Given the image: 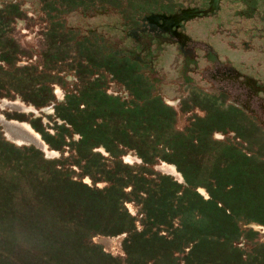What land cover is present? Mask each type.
I'll return each mask as SVG.
<instances>
[{
  "label": "rangeland",
  "instance_id": "1",
  "mask_svg": "<svg viewBox=\"0 0 264 264\" xmlns=\"http://www.w3.org/2000/svg\"><path fill=\"white\" fill-rule=\"evenodd\" d=\"M159 1L0 0V7L3 6L0 9V48L4 54L7 53V56L13 59V61H9L7 58V61L0 50L1 55H3H0V59L5 60L4 65L7 68L3 69L0 64V96L5 98L16 96L21 98V100H28V97H30L41 102L44 99L43 96H47L44 80L47 79L48 69L51 70L50 75H52L53 71L56 73L55 71L57 70L64 71L65 73L69 69H72V67L76 69L77 63L87 61V63H83V65L88 66L86 67L87 71H90V69L96 71L103 70L104 68L97 65L101 61L107 63L108 58L107 61L105 58L102 59L97 51L105 49V46L101 48L99 46L95 47L91 43V39L95 42L103 43L108 47L111 46L109 49L114 54L121 53L119 45L115 43V41L120 39V34L118 31L110 30V28L106 27L107 23L113 25L112 27L117 25V23L119 24L120 14L114 12L127 11L128 13H134L133 8H137L139 12L144 11L149 13L155 11V7ZM176 1L183 5L203 3L201 0ZM245 2L244 0H220L214 13L186 20L184 24L185 34L190 39L192 38L209 45L207 50H201L199 47H196V54L194 50L190 49L191 45L189 46L190 51L188 53L190 55L194 54L197 63L196 65L194 63H189L188 66L185 65L188 71L196 69V71L186 74L187 79L191 80L190 83H184L186 79H183V72L180 69L182 68L181 54L177 52L174 45H163L161 47L160 58H158V65L155 64L157 74L160 76V78H157L154 74L155 78L158 79V84H154L153 87L147 83L149 82L148 79L136 77L130 85L135 90L141 89L143 92L140 95L144 94L143 89L153 88V91L157 90L162 101L176 107V109H189L194 104L200 108H210L211 113L215 114V116L202 119L206 125L208 123H212V125L216 123L220 129L232 127L240 130V133L244 134V136L246 135L245 138L248 139L244 147L251 150L258 149L264 155L263 137L258 132L257 138L252 139V134H256V130H258L253 125V122L245 115L242 116L238 111L234 110L235 108L228 107L225 95L217 92V89L225 85V82L211 77L212 73L217 69L212 65L214 59L212 60L208 56V54L216 53L219 57L218 59L223 63H225V60L229 61L230 64L239 70L259 76L261 81H264V0H255L252 12L249 11L250 8ZM105 7L113 8V13L110 12L106 16L94 12L95 8L102 11ZM92 28H97L95 30L97 35L91 34L93 32ZM148 36L152 35L146 33L143 37L147 39ZM84 38L88 40V46L83 40H79ZM120 42L122 44V41ZM184 49L186 47H183ZM44 52L47 53L48 57L43 55ZM34 54L40 55L37 56V60L33 61L35 66L29 67L28 59L31 57H28V55L32 56ZM18 56L24 57L18 59ZM42 59H44V69L46 72H42L40 68ZM59 60L61 64L58 65L57 62ZM122 65V62H118L113 67L107 65L114 71L112 72V80L116 77L121 80L127 76L123 73L124 68H121ZM143 69L144 72L142 71ZM220 69H223V67H220ZM137 71L138 73L142 71L143 74L151 77L150 79L154 82L152 74L147 72L146 67L143 68V66L138 65L136 73ZM106 75L107 80H109L110 76L108 73ZM55 81L57 82H54L56 85L53 84V95H57L58 99H61L63 96L61 85L70 87L74 82L70 76L65 77L67 84H64V81L62 83L60 78L55 79ZM37 82H40L39 86ZM122 83L125 86L127 84L125 82ZM15 85H17L18 90L16 89V93H12L10 90H14ZM107 87L114 92H120L122 95L125 94V87L122 84L110 82ZM206 91L211 92L205 94L207 93ZM242 91L247 92L244 87ZM212 92L216 94H211ZM232 95L230 94V96ZM259 97L261 96L259 95ZM261 98L264 101V98ZM260 101L258 99V105ZM1 103L2 101H0V116L4 113L8 118L3 117L7 120H11L12 122L17 120V122H21L22 124L25 122L28 124V109L19 111L12 107L3 106ZM64 105L70 108L69 110L72 109L70 104L64 102ZM146 106L152 108L153 104L149 103ZM83 107L81 105L79 108L82 109ZM2 109L5 110L3 111ZM48 112L50 113L51 111L48 110ZM257 117H259L257 119L259 123L264 126V115L258 113ZM183 119L184 116L180 115L179 125L183 124ZM198 120H201V118L199 117ZM41 121L45 122L44 119ZM33 122L39 127L37 119H34ZM136 124L139 127V123ZM46 127H48V131L45 129L48 134L47 137L52 140L51 135L56 130L55 125L54 123H50ZM211 127H208L207 130ZM66 129L64 127V131ZM213 136L218 139L222 137L218 132H215ZM8 141L6 136L0 133V264H77L85 258V253L91 252L96 254L84 248L85 245L93 244H98L103 252L111 253L113 258L110 260L107 257H103V259L99 257L93 259H91L92 257H86L87 261L91 259V264H136L137 259L135 254L127 259L125 251L128 250L129 244L124 243V240L127 238L132 240L134 234L127 236L124 231L114 232L108 230L107 226L104 227V232L103 227L97 228L96 224V231L98 233L80 236L76 234L74 227L71 226L73 224L71 219H77V209H79L78 186L80 188L85 187L82 184H73L75 176L79 178V174L74 171L76 168H70L68 164L71 163L73 167L75 161H80L82 168L88 166L97 183L93 186L88 176L84 177L83 181L87 182L93 189L103 187L106 183L104 179L107 180L111 177V174L121 170L119 164L113 165L114 168L111 170H105L101 166H94L100 159L97 156L84 158L78 156V152L75 154L70 153L61 162L64 171L60 172L63 174L59 175L58 179H52V177H55L52 176L55 172L53 166L57 164L54 157L45 159L40 156L34 147L28 146V143H25V146L21 147L15 146ZM174 142L172 155L176 157L180 155L182 143L178 140H174ZM62 143L69 144L65 139ZM132 145L128 150L130 149L135 153L137 150L134 148L135 145ZM69 146L72 150H74L73 147H76V151H78V145L72 141ZM115 148H117L116 145ZM165 149L166 151L169 150V153L172 151L170 147H166ZM47 150L49 149L47 148ZM95 150L105 154L107 157L109 156L108 151L101 145L95 146L93 151ZM47 152L49 153L50 151ZM121 159L127 163H137L135 162L137 159L131 152L126 156L123 155ZM159 165L164 166L161 169ZM91 166L92 169L90 168ZM168 166V163H160L158 161L152 169L161 175H169L174 180L176 179L175 181L181 182V178L174 167L173 171L164 170ZM205 170L209 172L210 167H206ZM65 172L69 173V175ZM121 181V178H117L116 180L118 183H121ZM164 183L167 182L164 181ZM126 188H129V186L127 185ZM198 191L201 194H205L204 189H200V187ZM139 193L141 191L129 198L123 195V201H125L128 213L141 219V215H144L142 207L146 199L139 195ZM118 194L122 202V193L118 192ZM97 197L100 198L99 200L102 203L104 202L103 205L105 206L110 201L107 195L100 194ZM185 202L190 204L191 207L197 205L194 196H189L185 199ZM163 207L172 215L171 211L177 212L181 208V204H177L175 208H171L167 202ZM51 214L59 215L61 219H57L54 215L51 216ZM187 217L188 224L194 223L191 228L196 231L195 222L190 220L188 214ZM171 218L174 223L176 222L179 225L178 212L176 218L174 216H171ZM136 226L140 228L139 222L136 223ZM253 229L258 230L260 233L264 232V226L256 225L253 226ZM156 232L165 233L164 230L159 228H156ZM189 240L185 243L182 242L184 244L176 248V251H173V264H186V256L183 254L182 248L184 247L185 250ZM210 251L214 254L213 249ZM137 264L172 263L159 254L151 252L142 254Z\"/></svg>",
  "mask_w": 264,
  "mask_h": 264
},
{
  "label": "trees",
  "instance_id": "2",
  "mask_svg": "<svg viewBox=\"0 0 264 264\" xmlns=\"http://www.w3.org/2000/svg\"><path fill=\"white\" fill-rule=\"evenodd\" d=\"M84 43L87 45L88 41ZM112 55L114 56L113 52ZM118 62L120 61L115 57H110L108 64L102 63L113 67ZM135 66V62L129 63L127 69L131 72ZM2 67L6 68L4 64ZM136 77L142 78L137 73L131 74L129 78L133 80ZM147 79L149 80L147 83L154 86V82ZM39 84L40 82H37L38 86ZM15 86L14 90L17 89V85ZM45 87L48 91V86ZM82 89L74 92L72 88H67L64 102L70 104L73 110H69L70 108L63 102L57 109L56 116L69 125H55L57 131L55 136L51 135L52 140L47 137L40 118H35L39 122V127L33 122L34 119L30 121L32 127L41 134L50 147L60 149L62 152L65 150L62 146L66 145L71 154L78 152V156L84 158L97 156L100 159L94 166H101L105 170L113 169V165L116 164L121 167L117 172L112 171L115 173L107 180L104 179L106 183L103 187L93 189L83 181V178L88 176L93 186L97 183L89 167L82 168L80 161H75L73 167L71 163L68 164L70 168H76L74 171L79 174V178L75 176L73 184H82L85 187L75 185L78 186L79 209L77 219H71L73 222L71 226L74 227L76 234L81 236L98 233L96 224L97 228L103 227V231L107 226L108 230L114 232L121 230L127 236L134 234L132 240L127 238L124 243L129 244L128 250L125 251L127 259L135 254L136 264L142 254L151 252L159 254L173 264V251L189 239L185 250L182 248L186 264H264V234L250 226L264 225V155L244 147L243 140L242 142L229 136L222 139L213 137L214 131L217 130L224 134L232 130L235 136H238L240 135L238 129L232 127L220 129L216 123L206 125L202 119L215 116L210 108H205V116L200 117L201 120L193 114L186 125L178 128L175 110L162 103L159 94L153 91V88L143 89V95H140L143 92L141 89H136L134 98L128 96L132 98L128 108L124 107L120 94L108 95L102 88ZM47 93L41 102L30 97L24 100L39 106L52 98V94ZM79 102L84 105L82 109L78 106ZM149 103L153 104L152 108L146 106ZM136 123H139V127ZM210 126L212 127L207 130ZM64 127L67 128L66 131ZM0 133L3 135L1 126ZM73 134H78L79 138L73 140ZM64 138L69 139V144L72 141L78 145V151L76 147L72 150L69 144L62 143ZM174 140L182 143L180 155L176 157L172 155ZM132 144L146 165L130 166L122 163L120 156L131 148ZM98 145L109 152L108 157L93 151ZM166 147L171 148V153L169 150L166 151ZM35 149L44 157L37 148ZM65 158L62 155L54 157L57 164L53 166L55 172L52 176L55 177L52 179H58V176L63 174L60 172L64 171L61 162ZM157 159L173 163L181 173L184 184L147 166ZM206 167H210L209 172H206ZM90 168L92 169V166ZM75 172L73 173L76 175ZM117 178H121V183L116 182ZM127 185L131 190L126 191ZM198 187L205 189L207 198L199 193ZM139 191H141L139 195L146 199L141 219L128 213L123 201V195L129 198ZM118 192L122 193V202ZM100 194L109 196L107 206L97 197ZM189 196L195 197L196 206L191 207L185 202ZM167 202L171 208L181 204L177 211L179 225L171 218V216L176 218L177 212L171 211L170 215L163 207ZM187 214L190 220L195 222L196 231L191 228L194 223L188 224ZM53 215L61 219L59 215L51 214ZM137 222L140 228L136 226ZM156 228L164 230L165 233L156 232ZM84 248L96 254L85 253V258L77 264H91V259L95 257L100 259L107 257L110 260L113 258L110 253L106 251L104 253L98 244L85 245ZM211 249L214 250V254ZM86 257L92 258L87 261Z\"/></svg>",
  "mask_w": 264,
  "mask_h": 264
},
{
  "label": "flooded vegetation",
  "instance_id": "3",
  "mask_svg": "<svg viewBox=\"0 0 264 264\" xmlns=\"http://www.w3.org/2000/svg\"><path fill=\"white\" fill-rule=\"evenodd\" d=\"M201 1L203 3L183 5L181 3H177L176 0H164V1L160 0L158 2V5L155 7L156 8L155 11H152L149 13H146L144 11L139 12V11H137V8H133L134 13H132V12L128 13L127 11L114 12L116 14H120L119 24L117 23V25H114V27H112L113 25L107 23L106 27L110 28V30H116L120 34V36H121L120 39L115 41V43L119 45L121 53L118 52V54H114V56H113L112 51H110V49H109V47H111V46L108 47V46L104 45L103 43L95 42L92 39H91V43L95 47L99 46L101 48L102 46H105V49L97 51V52H99L98 54L101 56L102 59L105 58L107 61V58L109 59L110 57H112V58L115 57L116 60L123 63V66H124L123 73H125L127 75L124 79L120 80L116 77V78H113V80H112L111 79L113 76L112 72H114V71L111 68H109L107 66V64H103L102 61L100 62L101 65L95 64L97 66L104 68L103 70H100V71H96L94 69H90V71H87L86 67H88V66L83 65V63L85 64V63H87V61H81V62L77 63L76 69H74L72 67V69H69L65 73H64V71L57 70V71H55L56 73H54V71H53L52 75H50L51 70L48 69V74L46 73L47 79L45 80V85L48 86L49 90L47 91V89H46L45 92L47 95H48L47 92H50L52 94V98L50 100H47V103H45V104L35 106L34 104H31V102H29V101L24 102L23 100H21V98H18L16 96H14L13 98L1 97L0 101H2L1 104L3 106L12 107V108H15L19 111L28 109V124L26 122L22 124L23 126L26 127V130L28 133V145L34 146L35 148H37L44 155L45 158L57 157V156L60 157L61 155L64 157L69 156L71 151L68 150V146L63 145L62 147L64 149H65V147H67V149L63 150L62 152L60 151V149H55L53 147L48 146L45 143V140L40 135V133L32 127L30 121H32L35 118H40V122L42 123V126L44 127V129H46V131H48L47 130L48 127H46V126H47V124L50 125V123L51 124L54 123V125L65 124L66 126H68L69 124L64 122L65 120H61L58 116H56L57 109L60 107V104H62L64 102V96L67 92L66 91L67 88H72L74 90V92H76V91L79 92L82 88L85 89L87 87H94L96 89L102 88L104 90V92L108 95H118V94L122 95L120 92H116V91L114 92V91L108 89L107 85L110 82L119 83V84H122L123 87H125V89H124L125 94L122 95V101H123L124 107L128 108L129 104H130V100L132 98H134L133 95L135 94L134 87L132 85H130L132 82V79H131V81H129V79H130L129 77L131 76V74L136 73V68L138 65L143 66V68L146 67L147 72L152 74L154 84L155 85L158 84V79H156L155 76L157 78H160V76L157 74L155 64L158 65V62H159L158 58H160V52L162 50L161 47L163 45H174V47H176L177 52H179L181 54V56H182L181 67L182 68H180V69L183 72V79H186L184 83H190L191 80L187 79L188 77L186 76V74L188 72H194V71H196V69L194 68V69H190L188 71V69L185 67V65L188 66L189 63L190 64L194 63L196 65L197 63H196V59L194 58V54L190 55V53H188V51H190V49H192V50H194V53H195L196 47H199V49H201V50H207V47L209 45L207 43L205 44L204 42H201V41L198 42L192 38L190 39L184 32V29H185L184 24L186 23L187 19H191L193 17H194L193 19L200 18V17H204V16H207V15L214 13L218 7L219 2H220V0H201ZM244 1H246L245 3L249 6V8H250L249 11L252 12V10L254 9L253 2L255 0H244ZM1 8H3V6L0 7V9ZM138 9H139V7H138ZM94 10H95L94 12H96L97 14L106 15V16L110 12L113 13V8L111 9L109 7H105L102 11H99L96 8ZM203 11L205 13H203ZM45 30H46V28H45ZM95 30H97V28H92L93 32L91 34L97 35ZM105 32H106V34H108L107 31H105ZM146 33L150 34L152 36H148V38L145 39L143 36ZM103 39H105V38H103ZM79 40H83V42L88 41L86 38L79 39ZM120 41H122V44ZM0 45H1V42H0ZM190 45H191V47L189 49ZM196 45H198V46H196ZM183 47H186V49L183 50ZM0 50L2 51L1 48H0ZM183 52H184V54H183ZM2 54H4L3 51H2ZM0 55H1V52H0ZM39 55L40 54H34L32 56L28 55V57H31L28 59V66L29 67L35 66V64H33V61L37 60V56H39ZM43 55L45 57H48L46 52H44ZM1 56H3V55H1ZM208 56L210 58H212V60L214 59V62L212 65L215 69H217L215 72L212 73L211 77H213L216 80H221V81L225 82V85H222L220 88H218L217 92H219V94L222 93L225 95V98L227 100L226 105L233 107V109L235 108L234 110L238 111L242 116L245 115L246 117H248L253 122V125H255V128H257L258 130H256V132H257L256 134H252L253 135L252 139L257 138L256 136L259 134L264 139V126L261 123H259V121L257 120V119H259V117H257L258 113L259 114L261 113L264 115V101L261 98V97L264 98V81H261L259 76H256V75L250 74L248 72L239 70L238 68H236L235 66L230 64L229 61L225 60V63H223L222 61H220L218 59L219 57L217 56L216 53L208 54ZM3 57L7 61H8V59H9V61H13L12 58H9L7 56V53H5ZM23 57L24 56H18V59H21ZM33 58H36V59H33ZM77 60H78V58H77ZM4 61H5L4 59H0V64L3 65ZM132 62H136V66L130 72L127 69V65L129 63H132ZM57 64L58 65L61 64L60 60L57 62ZM95 65H93V66H95ZM220 67H223V69H220ZM2 68L7 69L5 67H2ZM40 68H41L42 72H46V70L44 69V59H42ZM5 71H9V70H5ZM142 71L144 72V69ZM142 71L140 73H138V71H137V74L141 75L144 79H147V78L150 79L151 78V77L143 74ZM221 71H223L225 73H222ZM106 73H108V75L110 76L109 80H107V78H106L107 77ZM154 74H155V76H154ZM67 76H70L74 80L73 85L70 87L69 86L64 87V85H61V88L63 90V96L61 99H58L56 97L57 95H55V96L53 95V90H54L53 84H54V82H57V81H55V79H57V78H60L62 83L64 81V84H67L65 81V77H67ZM81 76L83 77L82 79H81ZM47 82H48V84H47ZM122 82L127 83L126 86ZM54 85H56V84H54ZM243 87L247 90V92L242 91ZM155 89H156V87H155ZM10 91H12V93H16L15 90H10ZM156 92H157V90H156ZM209 92H211V91H209ZM209 92H207V93L204 92V93L208 94ZM157 94H158V92H157ZM211 94H216V93L212 92ZM230 94H233V95L230 96ZM130 95L132 98L128 97ZM259 95L261 97H259ZM159 97H160V95H159ZM160 99H161V97H160ZM258 99L261 100L259 105L257 103ZM162 103H164V102L162 101ZM164 104H166V103H164ZM81 105L84 106L83 103L79 102L78 106L80 107ZM166 105L170 106L173 110H175L176 115H177L176 116V123H177L178 128H182L184 125H186L188 123V119L193 117L192 114H194L198 117H204L205 116V108H207V107L200 108L198 105L194 104L189 109L188 108L176 109V107H173L172 105H169V104H166ZM2 110L4 111L5 109H2ZM48 110L51 112L49 113ZM182 110H184V113H182ZM2 115L5 116L4 113ZM180 115L184 116V119H183L184 122L182 125L178 124ZM5 117H7V116H5ZM42 119L45 120L44 123L41 121ZM174 122H175V119H174ZM43 124H45V125H43ZM215 132H218L221 134L222 137L220 139H222L226 136H230V137L236 138L239 141L243 140L246 142V140H248L247 138H245L246 135L244 136V134L240 133V130H239L240 135H238V136H235V132L232 130L227 131L226 134H224L220 131H214V133ZM258 132H259V134H258ZM55 133H56V130L54 133H52V136H54ZM72 138H73V140H77L79 138V135L73 134ZM64 139H65V141L66 140L69 141L68 138H64ZM243 144H245V143L243 142ZM47 148L49 150H47ZM47 151H50L49 152L50 154ZM244 151L248 152L247 150H244ZM251 151H254L257 154L260 153V151L258 149L251 150ZM130 152L137 159V161H135L137 163H127V162H124L123 159H121V157L123 155L126 156ZM136 152L137 151H135V153H133L132 150L127 149L120 156L122 163L130 165V166L146 165L147 163L144 162L143 159L140 156H138V154ZM54 154H56V155L52 156ZM101 154L106 156L103 153H101ZM257 156L260 157L261 155H257ZM158 161L160 163L165 162V163L169 164V166L165 167L164 170L173 171V167H174L176 169V171L178 172L180 178H181V182H178V181L177 182L184 184V179H183L181 173L177 170L176 166L173 163L158 159L156 162L152 163L151 165H147V166H150V168H153L154 165L157 164ZM163 166L159 165V168L162 169ZM85 183H87V182H85ZM198 188H197V190H198ZM125 189H126V191H129V190H131V187L129 186V188H125ZM200 189H204V188L200 187ZM204 192H205V194H202V195L207 198L208 194L205 191V189H204ZM256 225L264 226L263 224H250V226L252 228H253V226H256ZM262 233L264 234V232H262Z\"/></svg>",
  "mask_w": 264,
  "mask_h": 264
},
{
  "label": "bare ground",
  "instance_id": "4",
  "mask_svg": "<svg viewBox=\"0 0 264 264\" xmlns=\"http://www.w3.org/2000/svg\"><path fill=\"white\" fill-rule=\"evenodd\" d=\"M8 126L10 127L8 134L12 139H16L19 142L23 141L28 143V133L25 126L15 122H10V125Z\"/></svg>",
  "mask_w": 264,
  "mask_h": 264
},
{
  "label": "water",
  "instance_id": "5",
  "mask_svg": "<svg viewBox=\"0 0 264 264\" xmlns=\"http://www.w3.org/2000/svg\"><path fill=\"white\" fill-rule=\"evenodd\" d=\"M203 13H205L204 11H203ZM10 122H12L11 120H7V119H5L4 117H3V115L1 114V116H0V126H1V130H2V132H3V134H4V136H6V138H7V140H9V141H11L12 143H15V144H18V145H20V144H25V143H27V142H23V141H17L16 139H12L10 136H9V134H8V131H9V129H10V127L8 126V125H10ZM15 123H18V124H20L21 122H17V120H15L14 121ZM7 123V124H6ZM9 123V124H8ZM22 124V123H21Z\"/></svg>",
  "mask_w": 264,
  "mask_h": 264
}]
</instances>
